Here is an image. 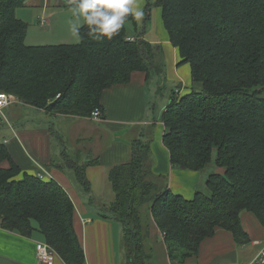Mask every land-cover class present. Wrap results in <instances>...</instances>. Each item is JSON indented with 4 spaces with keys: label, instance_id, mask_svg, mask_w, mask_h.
Listing matches in <instances>:
<instances>
[{
    "label": "trees",
    "instance_id": "trees-1",
    "mask_svg": "<svg viewBox=\"0 0 264 264\" xmlns=\"http://www.w3.org/2000/svg\"><path fill=\"white\" fill-rule=\"evenodd\" d=\"M28 1L0 0V93L18 103L86 119L98 110L103 120V91L129 84L135 72L150 82L162 70L159 46L128 39L127 24L136 23L131 16L111 41L91 39L83 25L78 44L27 45L29 26L16 11ZM155 5L179 54L178 66L190 65L192 79L191 90L182 96L172 92L162 112L163 144L174 168L203 173L201 186L208 193L196 191L192 199L173 193L167 176L154 174L151 144L142 137L131 144L130 162L108 172L115 195L110 204L98 206L86 174L99 158L63 155L62 160L99 215L122 225L126 264H150L145 207L171 264H187L220 230L237 245L247 244L243 213L264 228V0H157ZM7 150L0 140V161L9 162L0 168V227L27 238L39 232L66 264H86L69 193L56 180L23 172ZM211 164L223 174L203 172Z\"/></svg>",
    "mask_w": 264,
    "mask_h": 264
},
{
    "label": "crops",
    "instance_id": "crops-1",
    "mask_svg": "<svg viewBox=\"0 0 264 264\" xmlns=\"http://www.w3.org/2000/svg\"><path fill=\"white\" fill-rule=\"evenodd\" d=\"M145 1L139 0L143 11L146 6ZM68 7L67 0H29L24 7L16 11V15L27 25L32 22L39 24L40 19L44 17L49 21L50 26L56 17L57 9H68ZM160 11L164 26L162 10ZM146 15L145 21L152 23V11ZM139 23H132L137 34L134 32L129 36L144 38L153 46L161 48L163 56L167 58L164 61L168 62L171 79L176 83L171 91L177 92L179 96L184 95L191 87L190 65L178 66L179 54L171 45L168 34H161L158 18L159 29L156 34H161L160 41L155 39L154 32L151 33L150 30L144 28L143 31H138ZM131 77L129 84L114 85L103 91L101 103L106 109V116L96 127L104 135V140L101 137V140L95 139L94 134H90L89 119L48 114L20 103H17V106L23 113L18 114L24 117V122L26 120L25 127L17 129L14 125L11 127L9 125L8 135L2 136L1 139L12 159L23 172L44 175L46 180H56L69 193L75 205L74 227L85 252L86 264H126L122 225L101 217L98 206L101 205L100 201L104 204L114 200L115 195L108 181V172L115 165L130 162L133 154L131 144L146 133L144 132L146 126L152 125L155 128V137L150 145L154 174L167 176L173 193H179L185 198L194 197L197 186L203 184L204 178L201 172L174 168L170 162V152L163 144L165 127L161 115L166 110L172 93L168 99L167 94L159 96L164 103L163 106L161 104L164 109L161 115L158 118L155 116L154 121L151 122L147 119L149 118L148 88L152 87L153 96L157 91L155 90L157 81L153 83L154 86H150L152 80L147 81V76L143 72H135ZM165 85L171 87L173 84L166 82ZM11 107L12 105L5 109ZM26 108L30 109L29 112L24 110ZM37 112H42L44 115L39 118L42 126L33 128L30 118L37 117ZM13 115L17 118L16 114ZM28 122L29 126L26 125ZM137 127L140 130L136 129ZM92 142L96 145L91 146ZM64 152L75 160L81 158L85 161L91 156H97L101 161L99 165L90 166L86 170L91 184V194L96 198L98 206L90 204L89 197L77 188L73 171L63 165ZM54 163L62 164L64 169L56 168ZM8 164V161H0V168H8ZM219 172L223 173L224 170L219 169ZM91 213L92 215L97 213L98 216L93 218ZM151 221L154 223L152 218ZM242 224L250 238L247 244L237 245L229 232L220 230L201 244L199 254L189 258L187 264H259L258 255L264 248V228L250 213H243ZM154 225L155 229H158L157 235L161 238L159 228L155 223ZM44 241L43 235L39 232L27 238L0 227V264H39L36 244L45 243ZM55 264L66 263L57 255Z\"/></svg>",
    "mask_w": 264,
    "mask_h": 264
},
{
    "label": "rangeland",
    "instance_id": "rangeland-1",
    "mask_svg": "<svg viewBox=\"0 0 264 264\" xmlns=\"http://www.w3.org/2000/svg\"><path fill=\"white\" fill-rule=\"evenodd\" d=\"M157 0H150V6L147 8L145 7L144 9V16L142 18V20L140 21L139 25L137 26L138 31H143V29H147L148 31L150 30L151 33L154 32V36L155 39H159L161 38V34H167L161 18H160V10L161 8L157 5H155V2ZM146 6L148 4V1L146 0ZM58 11L56 12V17L55 19L52 20V25L47 26V27H41L38 23H34L32 22L31 24H28L29 28H28V38L26 39V44L29 46H47V45H73V44H78L80 42H77L76 39L73 37L72 33H71V25L72 23H74V17L72 15V13L69 11L68 9L62 8V9H57ZM152 11V23L145 21L146 20V13H150ZM78 15V13H77ZM157 18H158V24L160 25L161 28V34H156V32L159 29V25L157 27ZM81 24H83L82 20H81ZM135 32V33H134ZM137 31L134 29L133 24L132 23H128L127 24V33L128 35H132L137 34ZM135 38V37H133ZM158 41V40H156ZM164 60H166V56H163ZM168 62L163 61L162 65L163 67H161V71L160 70H156L155 75L152 76L153 80L151 81V85L150 86H154L153 83L155 84V81H157V91H155V94L152 96L151 91H152V87H149L148 90V99H149V111H148V116L149 121H154V117L156 116V118H158L161 115V111L164 109L162 106L164 103H162V101L160 100V97L162 94H167V99L168 96L172 93L171 90H173L174 85H176L175 82L172 81L171 76H170V71L168 69ZM166 82H170L171 83V87L165 85ZM190 86L192 87V82L190 84ZM189 86V87H190ZM167 87V89H166ZM190 87V88H191ZM188 89V91H186V93H188L191 89ZM156 90V89H155ZM161 90V91H159ZM175 90V89H174ZM194 90H201V86L200 85H195ZM159 91V93H158ZM185 93V94H186ZM162 95V96H163ZM17 103L12 104V107L9 109H5L2 111V113H0V140L2 139V136H7L8 135V130L11 127V125H14L17 129H23L25 126V122H24V117H20L19 114H21V109H19V107L17 106ZM162 104V106H161ZM25 106V105H23ZM14 107V108H13ZM165 107V106H164ZM25 111L28 110L29 112V108L24 109ZM19 113V114H18ZM23 113V112H22ZM38 116L34 117V118H30V123L32 124V127H40L42 126V121L39 120V118L43 117V113L42 112H37ZM16 114V117L13 115ZM90 120V125L89 127L91 128V133L90 134H94V138L101 140V138L104 140V135H102L100 133V131H98L99 129L96 127L98 126V122H95L92 119V116L87 118ZM86 119V120H87ZM72 120V119H71ZM74 120V119H73ZM72 120V121H73ZM30 123H26V125H30ZM10 125V127H9ZM45 125V124H43ZM96 129V130H95ZM138 130H140L138 127L136 128ZM146 132L143 136H142V141L144 142H148V143H152L154 136V131L155 128L151 125V126H146L144 129ZM94 131V132H93ZM101 137V138H100ZM75 141V140H74ZM96 144H94V142L91 143V146H94ZM97 149V148H96ZM98 152V150H97ZM94 155H96L95 153H93ZM67 153L64 152V156H66ZM63 156V159H64ZM97 157V156H96ZM214 157H215V152H214ZM71 158V157H69ZM207 175L211 174V173H219V169L211 164L209 167H207V169L205 171ZM203 174V173H201ZM223 174V173H221ZM196 191H202L205 193H208V189L204 186H197ZM195 191V192H196ZM179 194V193H177ZM185 197V196H184ZM193 198V197H192ZM192 198H186V199H192ZM107 201V200H105ZM101 205L104 204H110V202H105L104 204L100 201L99 202ZM146 207L143 209L144 213H143V224L144 226H147L145 229V231H148L149 235L148 238L145 240V245H146V249H147V253L152 255L151 257V261L150 264H170L171 261L168 257V252L165 246V243H163V235L162 233L160 234L161 238H159V236L157 235V231L158 229H155L156 226L154 225V223L151 221V218L148 214V210H145ZM92 215V213H91ZM95 215V216H94ZM94 215H92L93 218H96L98 216L97 213H94ZM161 239V241H160ZM262 251V250H261ZM260 251V252H261ZM260 254V253H259Z\"/></svg>",
    "mask_w": 264,
    "mask_h": 264
},
{
    "label": "clouds",
    "instance_id": "clouds-1",
    "mask_svg": "<svg viewBox=\"0 0 264 264\" xmlns=\"http://www.w3.org/2000/svg\"><path fill=\"white\" fill-rule=\"evenodd\" d=\"M67 4L74 17L71 33L77 42L82 39L80 27L83 25H87L91 39L111 41L120 34L129 16L137 23L144 16L139 0H67Z\"/></svg>",
    "mask_w": 264,
    "mask_h": 264
},
{
    "label": "built area",
    "instance_id": "built-area-1",
    "mask_svg": "<svg viewBox=\"0 0 264 264\" xmlns=\"http://www.w3.org/2000/svg\"><path fill=\"white\" fill-rule=\"evenodd\" d=\"M49 21L46 18H41L39 21V25L41 27H47L49 26ZM130 41L136 40V38L129 37ZM18 102L17 98L13 95H10L8 93L1 92L0 93V113L5 108L10 107L12 104ZM92 119L96 122H100L102 119L101 112L96 110L93 112ZM39 178L45 179L46 177L44 175L39 174ZM260 254L258 255V262L261 264H264V248L262 249ZM36 256L39 264H55V260L57 258V254L49 245L46 243H37L36 244Z\"/></svg>",
    "mask_w": 264,
    "mask_h": 264
}]
</instances>
